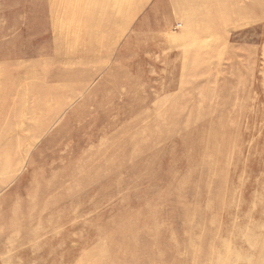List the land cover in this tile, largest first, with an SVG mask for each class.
I'll use <instances>...</instances> for the list:
<instances>
[{"label": "rangeland", "instance_id": "obj_1", "mask_svg": "<svg viewBox=\"0 0 264 264\" xmlns=\"http://www.w3.org/2000/svg\"><path fill=\"white\" fill-rule=\"evenodd\" d=\"M0 79V264H264V0H0Z\"/></svg>", "mask_w": 264, "mask_h": 264}, {"label": "bare ground", "instance_id": "obj_2", "mask_svg": "<svg viewBox=\"0 0 264 264\" xmlns=\"http://www.w3.org/2000/svg\"><path fill=\"white\" fill-rule=\"evenodd\" d=\"M13 1V0H12ZM15 2V1H14ZM20 10V9H19ZM19 10H17L16 9V11L15 12H17V14L19 13ZM25 12H26V9H23V10H21V15L24 13V16H25ZM19 15V14H18ZM42 15H44V13H42ZM14 17H15V15H14ZM17 17V16H16ZM21 17V16H20ZM32 18V17H31ZM31 18H30V20H31ZM19 19V18H18ZM33 19V18H32ZM18 20H16L15 21V23L17 22ZM17 25V24H16ZM29 27H30V25H29ZM28 27V28H29ZM51 27H52V24H51ZM47 29H49V27H47ZM26 30V29H25ZM49 30H51V29H49ZM18 38V37H17ZM18 42V41H17ZM17 42L15 43V44H17ZM16 49V48H15ZM23 49V48H22ZM16 50H18V48L16 49ZM22 51V50H21ZM19 58H21V57H19ZM21 60V59H20ZM12 61V60H11ZM2 71H3V69H2ZM1 80V79H0ZM1 83V82H0ZM40 107V106H39ZM38 107V108H39ZM2 155H4V157H2ZM0 160L1 161H6V162H9L10 161V157H9V154L7 153V152H5L4 153V150L3 149H0ZM3 167V166H2ZM2 167H0V170H1V168Z\"/></svg>", "mask_w": 264, "mask_h": 264}]
</instances>
